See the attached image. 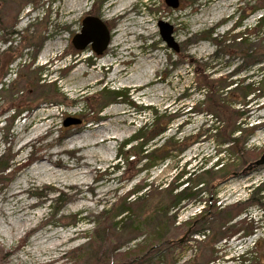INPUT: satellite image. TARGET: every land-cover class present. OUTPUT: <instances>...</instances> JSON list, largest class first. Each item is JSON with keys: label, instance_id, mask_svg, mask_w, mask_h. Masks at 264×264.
<instances>
[{"label": "rangeland", "instance_id": "rangeland-1", "mask_svg": "<svg viewBox=\"0 0 264 264\" xmlns=\"http://www.w3.org/2000/svg\"><path fill=\"white\" fill-rule=\"evenodd\" d=\"M114 1L86 0L83 8L66 20L63 14L71 6L68 0H0V227L6 231L4 237L0 232V264H197L193 258L197 241L203 237L194 232L196 225L191 221L206 205L196 199L212 201L207 184L203 183L196 197L185 199L169 212L164 213L163 208L171 205L173 195L185 186L179 182L186 175L174 179L181 168L193 171L201 163L209 167L218 156L233 161L235 170L230 175L220 173L214 181L217 205L244 200L255 186L260 188L255 197L260 204L247 209L258 230L246 239L234 238L216 245L215 255L221 259L213 264H235L232 257L250 248L255 240H264V163L249 171L243 168L246 161H254L264 152V96L246 108L244 117L253 129L233 134L242 135L244 140L247 153L242 162L234 147L224 142L227 135L223 118L208 115L207 103H201L202 79L191 61H200L202 67L198 68L203 70L205 66L204 74L209 79L240 69L237 74L241 77L258 80L264 63L243 68L237 56H217L211 39L239 22L231 34L252 26L260 13L253 10L259 0H179L177 8L167 6L164 0H128V15L110 19L107 12ZM40 4L43 6L31 14L30 24L31 19H21L27 7ZM85 14L112 26L110 43L103 54L74 48L72 37L79 32ZM141 18L149 20L152 35L136 24ZM159 20L173 26L177 52L162 40ZM17 32L19 36H15ZM49 45L55 50L43 56ZM125 54H129L128 59ZM157 56L160 63H153L146 76H129L140 59L148 64ZM104 58L113 66L102 67ZM117 66L128 76L111 79ZM94 77L96 82L84 85ZM125 78L139 81L132 85L157 81L136 90L123 83ZM103 88L122 94L108 97L102 93ZM136 97L141 104L134 101ZM68 118L80 122L65 126ZM153 121V126L143 128ZM154 131L161 132L149 144L165 147L154 157L166 158L147 168L149 160L143 158V147H138L141 139L133 138L142 136L144 141ZM104 134L116 139L107 145L86 146L89 139H101ZM25 142L29 143L21 148ZM92 151L96 157L90 158ZM84 161L93 164L61 167L63 162L73 165ZM5 164L10 169L2 172ZM39 166L42 170L34 172ZM52 172L61 177H54ZM29 181L34 186L27 187L20 197L34 205L22 217L30 223L18 234L21 213L13 212L18 199L11 194L19 188H12ZM146 181L154 186L149 197L127 205L129 214L122 212L111 219L110 205ZM81 182L82 194L67 186ZM169 183L177 189L170 195L160 193L159 189ZM56 233L73 238L54 248ZM139 246L143 248L136 259H126L125 254ZM246 256L250 260L245 264H258L259 257Z\"/></svg>", "mask_w": 264, "mask_h": 264}, {"label": "trees", "instance_id": "trees-1", "mask_svg": "<svg viewBox=\"0 0 264 264\" xmlns=\"http://www.w3.org/2000/svg\"><path fill=\"white\" fill-rule=\"evenodd\" d=\"M253 10L260 13L252 26H246L243 30H237L231 34V31L238 28L240 25L239 22L234 25L233 29L227 30L221 35L216 34L211 39L215 46L217 56L218 54H226L229 58L237 56L241 59V65L243 64V68L264 63V1L259 0V3ZM191 64L195 65V72L198 74V78L202 79V83L199 85V90L204 93V99L201 103H207L206 112L208 115L211 113L214 114V116L223 118L226 123L223 131L227 135L224 142L231 144L236 150L238 157L242 159V162H244L243 155L244 153H247L244 147V140H242V135L234 137L233 134L237 131H239L240 134H244L246 131H251L253 129V125L249 126V123L246 121L244 115L248 110H246L247 107L252 106L258 98L264 96V65L260 66L262 69L261 73L258 75L260 78L253 81L247 80L251 77L246 75L241 77L240 74H237L240 69L231 71L225 77H220L216 80L209 79V76L204 74L205 66H203V70L198 68L202 67L200 61L193 59ZM47 86L51 85L47 84ZM102 93L104 95L106 94L108 97H116L122 94V92L118 90L109 88H103ZM209 120L211 121L212 119ZM153 124L154 121L143 128H148V126H153ZM160 132L161 131H154V133H152V135L144 141L142 136L133 138L134 140L141 139V143L138 147L140 149L143 147V151L145 152H143L145 154L143 158L149 160L146 165L147 168L153 166L159 160L162 161L166 158V155H162L157 158L154 157L156 153H161L165 150L163 145L152 147L149 144V141L153 140ZM252 162L253 161H246L243 164L245 165L243 167L244 171L251 170L248 167ZM195 166L196 167L193 171H189V168L187 170L181 168L175 174L174 179H178L186 175V177L179 182V185L185 183V186L173 195L174 202L171 205H164L165 208L163 209L166 211H162L167 213L176 208L178 204L185 199L193 196L196 197L202 192L203 189L201 186L203 183L205 182V184H207L210 189L212 201L209 203V200L202 199L201 197L196 199L199 203L205 201L206 205L198 214L194 215L191 221L192 225H196L194 232L203 237L197 241L198 250L194 255L193 260L197 262V264H213L221 259V257H216L215 255L218 252L216 245L219 242H227L234 238L238 240L246 239L258 230V223L252 219L250 214L247 213V209L248 206L260 204L259 199L255 198L260 188L259 186H255V188L250 191L249 196L244 200L239 199L229 204L221 205L220 203L217 205L216 202L218 199L214 191V181L218 178L220 173H222V175L233 174L235 170L234 162L230 159L224 160L223 157L218 156L216 161L209 167H206L205 163H201L199 166L196 164ZM9 169L10 165L5 164L2 168V172ZM196 171H199V173L195 174ZM187 173L189 174L187 175ZM192 175L196 177L194 181L190 178ZM200 177L202 178L200 179ZM206 178H208V180H206L207 182L204 180ZM189 181H193V183L190 185ZM153 187L152 183H148L146 181L137 188L133 189L131 192H128L119 200H115L110 205L108 210L111 219L120 216L122 212H127L129 214L130 211L128 208L130 207L127 205H134L139 202H143L149 197V191ZM159 187L160 186L155 188L158 189ZM174 189H177V185L173 186L172 183H169L167 186L159 189V191L160 193L170 195ZM193 189L195 190L192 192ZM98 237H100V235H98ZM141 248L143 247L139 246L133 251H128L125 254L126 259L134 261L138 256V253L141 251ZM248 254L256 255L253 258L259 257L258 264H264V240H255L250 248L246 249L241 254L232 257L231 260L232 262H235V264L248 263L250 260L249 257L246 256Z\"/></svg>", "mask_w": 264, "mask_h": 264}, {"label": "bare ground", "instance_id": "bare-ground-1", "mask_svg": "<svg viewBox=\"0 0 264 264\" xmlns=\"http://www.w3.org/2000/svg\"><path fill=\"white\" fill-rule=\"evenodd\" d=\"M86 0H68V2L71 3V6L64 12L63 16H67L66 20H70L73 16H75L76 12L78 11V9H82L83 8V5H84V2ZM79 2L81 3L80 4V8H78L77 6H79ZM128 0H115L114 2H112V4L109 6V10H108V14L107 16L110 18V19H113V18H119V17H123V16H127L128 14ZM140 24V26L142 28H144L145 30H147V35H152L153 33V30L151 28V26L149 25V20H146L145 18H141L140 21H138L136 24ZM135 24V25H136ZM114 41V40H113ZM121 45V42L119 44V46ZM117 47V46H116ZM121 47V46H120ZM130 47H135V45H132ZM52 50H55V46L51 47V45L47 46V48L44 50L43 52V56H47L50 54V51ZM123 50V48L121 49V51ZM128 56L129 54H125V57L128 59ZM84 59V58H83ZM82 61V60H80ZM102 61V67L104 66H110L112 67L113 66V63H110V60L108 58H104L101 60ZM153 63H160V59L159 57L157 56V60L156 61H153L151 60V63H145V59H140L138 61V66L135 67V69L133 70V73H131V75H129L130 77L131 76H138V75H142L143 77L146 76V74L148 73V68H152L154 67V64ZM117 67H115L112 71V77L111 79H114L116 77H119L120 75L123 74V70L122 69H117ZM77 71L80 70V67L78 69H76ZM129 74V73H126L124 75V77ZM74 75L75 73L72 74V77H70V80H73L74 79ZM128 76V75H127ZM95 80V81H94ZM157 80H147L145 82V84H136V85H132L136 82H139V81H135L134 80H127V78L123 79V83L126 84V86H130V87H134V89L138 90V89H141L143 88L146 84H150L152 82H155ZM96 82V77H94V79H90V80H87L84 82V85H89L91 83H94ZM119 91V90H118ZM105 129V128H104ZM95 137V136H94ZM116 138L114 137V135L112 134H104L102 135L101 139H98L97 137H95L93 139V141H90L89 139V143H86V146L87 147H90V146H102V145H107L108 143H112ZM29 142H25L23 143V145L21 146V148H23L25 145H27ZM89 157L92 158V157H96V155L92 152L89 153ZM102 158H100L99 160H101ZM80 160V159H79ZM79 162V161H78ZM57 163V162H56ZM83 165H86V166H91L93 164V162H90V161H84L82 163H79V164H73V165H68L66 162H63L61 167H64V168H77V167H80ZM85 166V167H86ZM43 166H39L37 167L36 169H34V172L35 171H40L42 170ZM44 170H47L46 168H44ZM53 173V176L58 178V177H61V175L57 172H52ZM77 173L75 172L73 175H76ZM82 176H85V172H80L78 173ZM79 178H81L79 176ZM29 184H26V185H23V182H19V186L17 187H13L12 189L13 190H16L17 188H19V190L17 191H14L11 196L17 198V203H18V206L15 207V210L13 211L14 213H18L20 212L21 214L18 216V222L20 223V226H19V232L18 234H20V232L25 228V225L26 224H29L30 223V220H23V216L26 215V211L29 209V207H32L34 205L33 202L31 203H27L26 202V198L25 197H20V193L21 192H26L27 190V187L29 186H34V182L33 181H29L28 182ZM60 185H63L62 183ZM69 188L73 189L75 193L77 194H82V187L83 186V182L81 183H75V184H70V185H67ZM20 197V198H18ZM82 197V196H81ZM16 203V204H17ZM15 205V204H14ZM14 209V208H13ZM11 212V213H13ZM41 215V213H40ZM5 221L8 223V225L10 227H13V223L11 221H8L7 219H5ZM29 222V223H28ZM32 229V228H30ZM0 232H3L2 236H6L5 233V229H3L2 227H0ZM9 239L11 240L12 237L8 236ZM53 237L55 238V241L56 242H53L52 243V247L56 248L57 246H59L60 244H62L64 241H68L70 239H72L73 237H69L68 235L66 234H54ZM49 238V237H48ZM47 238V239H48ZM59 240V241H58ZM58 241V242H57Z\"/></svg>", "mask_w": 264, "mask_h": 264}, {"label": "water", "instance_id": "water-1", "mask_svg": "<svg viewBox=\"0 0 264 264\" xmlns=\"http://www.w3.org/2000/svg\"><path fill=\"white\" fill-rule=\"evenodd\" d=\"M168 4L173 7L179 6V0H166ZM85 26L82 30V33H76L72 38V43L77 49H83L87 44H91L92 48L97 54H101L109 44L110 33L107 30L105 24L98 18L88 19L87 22H84ZM160 35L162 40L167 44L168 47L173 48L175 51L178 50L177 42L172 36L173 27L165 22L160 20L158 22ZM80 120L68 118L64 121V125L69 124H78ZM264 163V153L255 161L249 164V169L261 165ZM187 236V233L179 239L182 242Z\"/></svg>", "mask_w": 264, "mask_h": 264}, {"label": "flooded vegetation", "instance_id": "flooded-vegetation-1", "mask_svg": "<svg viewBox=\"0 0 264 264\" xmlns=\"http://www.w3.org/2000/svg\"><path fill=\"white\" fill-rule=\"evenodd\" d=\"M165 1V3H166V5L167 6H170V7H172V8H177V6L176 7H173V6H171L170 4H168L167 2H166V0H164ZM42 4H40V5H38V6H36V7H27L26 9H25V14L21 17V19H24L23 17H25L26 19H31L32 18V16H31V14L32 13H34L35 11H40V9L42 8ZM0 7H1V3H0ZM91 18H98V17H95V16H92V15H90V14H85L82 18H81V27H80V29H79V32L78 33H82V30H83V28H84V26H85V23L84 22H87V20L88 19H91ZM99 20H101L100 18H98ZM32 20V19H31ZM102 21V20H101ZM160 21V20H159ZM163 21V20H162ZM103 22V21H102ZM166 22V21H165ZM104 24H105V26H106V28H107V30L109 31V33H110V39H111V32H112V26H110V25H108V24H106L105 22H103ZM168 23V22H167ZM171 25V24H170ZM172 26V25H171ZM173 27V26H172ZM15 36H19V34H18V32L15 34ZM172 36H173V32H172ZM73 38V37H72ZM174 38V37H173ZM175 40V39H174ZM109 43H110V41H109ZM109 45V44H108ZM108 47V46H107ZM106 47V48H107ZM74 48L76 49V50H80V51H87V50H90V51H93V52H95V50L92 48V45L91 44H87L83 49H77L75 46H74ZM173 49V48H172ZM174 50V49H173ZM105 51V50H104ZM104 51L101 53V54H103L104 53ZM175 51V50H174ZM177 52V51H176ZM95 54L96 55H100V54H97L96 52H95Z\"/></svg>", "mask_w": 264, "mask_h": 264}]
</instances>
